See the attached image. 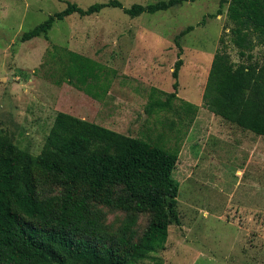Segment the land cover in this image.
I'll use <instances>...</instances> for the list:
<instances>
[{
	"label": "rangeland",
	"instance_id": "rangeland-1",
	"mask_svg": "<svg viewBox=\"0 0 264 264\" xmlns=\"http://www.w3.org/2000/svg\"><path fill=\"white\" fill-rule=\"evenodd\" d=\"M111 0H0V129L39 155L58 113L64 112L134 138L178 149L180 224L169 228L165 249L138 264H264V137L224 121L205 105L212 62L224 37L231 44L228 0H197L155 15L131 18L109 8L55 23L48 39L22 42L24 33L63 11ZM126 8L168 0H118ZM194 30L180 39L188 27ZM55 47L89 57L117 72L102 100L50 78ZM254 61H264L257 47ZM175 110L149 116L152 95L175 93ZM49 74V75H48ZM158 93V94H157ZM184 103L197 108L186 114ZM161 138V139H160ZM125 217L110 213L115 230ZM148 224L140 216L139 238Z\"/></svg>",
	"mask_w": 264,
	"mask_h": 264
},
{
	"label": "trees",
	"instance_id": "trees-1",
	"mask_svg": "<svg viewBox=\"0 0 264 264\" xmlns=\"http://www.w3.org/2000/svg\"><path fill=\"white\" fill-rule=\"evenodd\" d=\"M197 0H168L126 8L111 0L82 8L68 3L58 13L24 33L22 42L48 39L58 21L90 17L109 8L130 16L155 15ZM227 33L241 58L235 62L229 43L220 39L204 92L207 108L217 117L264 137V61L253 52L264 48V0H228ZM194 30L188 27L180 39ZM181 45V44H179ZM50 78L102 100L117 72L84 55L55 47ZM176 64L175 93L152 95L149 116L175 110L180 70ZM158 94V93H157ZM184 103L186 114L196 113ZM161 139V138H160ZM180 159L151 138H134L60 112L39 155L17 145L0 129V264H138L165 249L169 228L180 224V184L174 172ZM125 219L115 230L110 213ZM148 224L139 238L140 216Z\"/></svg>",
	"mask_w": 264,
	"mask_h": 264
}]
</instances>
